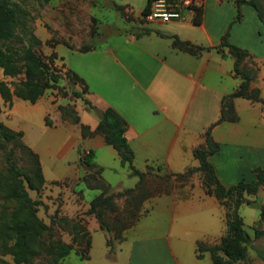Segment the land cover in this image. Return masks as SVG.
Listing matches in <instances>:
<instances>
[{"label": "crops", "instance_id": "obj_1", "mask_svg": "<svg viewBox=\"0 0 264 264\" xmlns=\"http://www.w3.org/2000/svg\"><path fill=\"white\" fill-rule=\"evenodd\" d=\"M145 1L135 12L123 6L133 15L123 16L129 24L97 30L94 37L99 41L85 39L89 46L83 50L82 42L56 44L61 69L76 74L72 87L82 86L81 96L54 93L57 89L48 87L30 103L15 95L9 101L0 98V120L21 131L45 181H54L50 184L56 186L55 193L62 195L58 213L78 220L89 236L86 257L73 249L67 255L97 257L90 264H117L119 254L121 264H210L208 250L198 249V243L219 242L224 207L205 191L197 170L167 191L145 197L140 214L119 238L86 212L89 200L100 192L99 183L115 198L138 181L95 127L100 111L112 107L124 120L132 164L141 171L149 166L151 172L171 174V179L198 164L192 149L204 143L208 129L217 150L207 159L219 181L229 185L252 179L255 167L264 169V14L259 18L250 4L236 0H202L194 21L145 23L137 18ZM215 6L224 8L216 19ZM225 31L230 43L248 52L237 67L250 73L247 90H255L256 98L229 95L241 77L227 46L218 45ZM173 35L191 43L194 51L174 44ZM51 89L54 95L48 94ZM84 150L90 152L88 164ZM250 198L238 206V213L258 247L263 240L253 238L252 226L264 204V186ZM94 246L100 250L97 254ZM247 253V264H264L253 247Z\"/></svg>", "mask_w": 264, "mask_h": 264}, {"label": "trees", "instance_id": "obj_2", "mask_svg": "<svg viewBox=\"0 0 264 264\" xmlns=\"http://www.w3.org/2000/svg\"><path fill=\"white\" fill-rule=\"evenodd\" d=\"M36 1L42 3L48 0ZM147 1L142 8L146 6ZM241 2L250 4L259 18L264 14V0H236L237 4ZM116 7L123 16H127L122 5ZM199 11L200 8L195 19ZM24 12L26 9L17 0H0V68L4 75L23 73V78L13 90H10L6 82L0 79V97L9 101L12 93H14L33 102L48 87H56L65 93L58 85V79L61 75L54 68H50L49 64L33 48V45L38 42V38L31 28L25 27L22 20ZM236 18H239L238 11ZM14 42L18 43L17 46L13 45ZM172 42L190 52L194 51L191 43L181 40L175 35H173ZM218 45L227 46L228 51L235 58L234 70L241 77L238 87L229 95L256 98L255 90H247L250 73L237 67V64L248 54L247 50L230 43L226 38V31L221 35ZM88 46H82L80 49L83 50ZM66 76L71 84L77 80L76 74L69 71H66ZM82 89L83 87L80 86L79 90L72 89L71 92L81 96ZM222 116L223 114L220 118ZM95 131L101 133L107 143L112 144L121 161L126 163L131 172L138 176V181L133 187L116 193L117 195H124V209L127 214L123 220H117L113 225L106 221L105 213L116 209L113 198L115 194L107 192L106 187L99 183L100 192L89 200L87 212L92 213L99 226L110 231L113 238H119L121 231L137 218L141 201L151 194L167 191L171 184L156 186L154 189L147 187L146 175L149 172V166L141 171L132 164V150L124 136V120L112 107L107 106L100 111ZM15 137L20 138V143L26 146L33 156L34 163L32 171L24 170L16 165L9 152L5 153V169L0 170V190L5 200L13 202V207L1 213L0 244L5 251L12 255L14 262H28L39 251L43 242L41 236L49 226L38 217L36 213L37 201L28 195L25 188L27 186L38 189L43 180L37 155L23 143L20 130H14L0 120V143L1 140H11ZM216 150L217 143L212 140L209 130L206 129L204 143L192 149L193 155L198 159V164L173 174V179L179 182V180H186L193 171H199L205 191L212 193L224 207V230L219 242L214 244L198 243V249L208 250L211 257L210 264H247L249 246L253 247L264 260V204L260 205L258 219L252 226L253 238L261 237L263 240L261 246L257 247L251 243L252 237L244 229L242 217L238 213V206L242 203H249L251 201L250 196L254 195L260 186H264V169L255 167L252 179L248 181L240 179L232 184L224 185L216 177L212 164L207 159V156ZM89 159L90 152L88 151L83 156V161L88 164ZM161 176L170 178L171 174L165 173ZM56 222L58 224L66 222L70 233V242L50 239L44 243L45 249L50 254V259L54 264H61V260L70 250L73 249L77 252L74 243L82 247L79 255L86 257L89 236L83 224L73 218L66 219L64 217L57 218ZM110 241L111 237H108L106 242L110 243Z\"/></svg>", "mask_w": 264, "mask_h": 264}, {"label": "rangeland", "instance_id": "obj_3", "mask_svg": "<svg viewBox=\"0 0 264 264\" xmlns=\"http://www.w3.org/2000/svg\"><path fill=\"white\" fill-rule=\"evenodd\" d=\"M17 1L26 9L22 17L25 27L31 28L38 38V42L33 45V48L49 64L50 68H54L61 75V79H58V85L61 86V90L65 91L66 94H72L73 84L69 82L66 76L67 70L61 69L59 58L54 49L56 44L58 42L70 43L71 45L74 43H83L85 39L94 37L97 30L106 32L113 27L127 26L129 24L128 21L125 20L116 6H128L132 12H135L143 2V0H48L42 3L36 0ZM213 9L215 19L224 13V8L215 6ZM123 11L131 17L133 16L128 9L123 8ZM137 18H139L140 22H143L140 17ZM98 41L95 37L88 40L90 43ZM17 44V42L13 43L14 46H17ZM85 45L89 44L83 43L80 47ZM22 78V72L16 73L15 75H4L2 70H0V79L6 82L10 90H13ZM55 89L57 88L55 87ZM54 93L62 92L57 89ZM54 93L52 89L48 92L51 95H54ZM12 95L17 96L14 93ZM2 101L7 100L2 99ZM25 102L30 103L26 99ZM34 117L36 118V115ZM6 152L11 154L17 166L24 170L32 171L34 163L33 156L27 150L26 146L20 143V138L15 137L11 140H1L0 170L5 169L6 163L4 157ZM148 171L146 184L150 189H154L156 186H165L169 183L174 185L179 183L175 180L173 182V178L171 179V177H163L161 174L151 172L150 170ZM44 175L46 177L50 175L49 168L46 166H44ZM198 178H201L200 173ZM42 179L38 189L25 187L28 195L37 201L36 213L38 217L49 226L41 236L43 242L41 243L39 251L28 262H14L12 255L5 251L0 244V264H54L50 259V254L45 249L44 243L50 239H61L63 241L66 239L67 242H70V233L68 232L67 224H65L66 222L63 224L56 222L59 217L69 218L67 215L58 213V204L62 203V195H59V191L55 193L53 187L56 186L50 184L54 183V181H50V183L49 181H45L43 175ZM114 203L116 204V209L105 213V219L111 225L116 223L117 220H123L127 214V211L124 209V198L122 196L117 195L114 198ZM12 207L13 202L5 200L0 190V218L3 211H8ZM82 217L80 216V218ZM73 245L77 251L76 253L79 255L82 247L75 243ZM94 252L97 254L100 250L94 246ZM96 259L97 257L95 256L89 260L81 259L75 254L70 253L63 259L62 264H90L94 263ZM116 260L117 264H121L123 260L122 254H119Z\"/></svg>", "mask_w": 264, "mask_h": 264}, {"label": "built area", "instance_id": "obj_4", "mask_svg": "<svg viewBox=\"0 0 264 264\" xmlns=\"http://www.w3.org/2000/svg\"><path fill=\"white\" fill-rule=\"evenodd\" d=\"M202 0H148L139 12L143 22L151 21H194ZM88 153L82 152V157Z\"/></svg>", "mask_w": 264, "mask_h": 264}]
</instances>
